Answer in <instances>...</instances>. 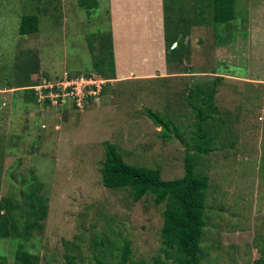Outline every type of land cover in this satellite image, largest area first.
<instances>
[{"label": "rangeland", "instance_id": "rangeland-1", "mask_svg": "<svg viewBox=\"0 0 264 264\" xmlns=\"http://www.w3.org/2000/svg\"><path fill=\"white\" fill-rule=\"evenodd\" d=\"M98 1L89 10L80 0H0V203L13 204L22 225L34 221L31 186L48 205L42 233L23 241L25 249L39 255V264H69L72 256L77 264H96L97 258L117 264V248L128 241L130 264L169 262L161 240L164 206L151 196L134 202L129 189L102 183L105 144H113L128 163L158 169L165 180L184 176L190 150L196 173L210 178L199 264L264 261V0H237L228 26L203 18L191 24L190 53L183 64L171 65L170 74L164 71L169 76L162 81L106 87L107 96L125 101L124 107L118 102L121 111H105V97L84 113L71 99L64 108L30 101L28 92L46 79L39 74L58 79L94 73L100 41L111 45L113 27L111 0ZM178 1L165 0L172 25L179 24L178 10L191 15L202 3ZM28 15L39 16V32L21 36ZM35 56V70L18 67ZM218 76L224 81L211 120L213 150L197 153L178 137L164 142L146 109L170 117L187 141L196 120L188 93L196 85L207 90ZM219 118L225 123L218 131ZM17 242L0 237L7 264L16 263Z\"/></svg>", "mask_w": 264, "mask_h": 264}, {"label": "trees", "instance_id": "trees-1", "mask_svg": "<svg viewBox=\"0 0 264 264\" xmlns=\"http://www.w3.org/2000/svg\"><path fill=\"white\" fill-rule=\"evenodd\" d=\"M163 1L168 70L171 69L172 64H183L190 53V45L186 41L190 34L191 24L198 23L200 21L199 18H203L206 22L212 21L216 26H228L234 21L236 16L235 5L237 0H202L199 5V12L193 11L194 14L186 15L185 10H178L180 15L179 24L177 22L172 25L171 20L173 18L168 13L169 10L165 0ZM98 2V0H80V5L93 10L99 7ZM39 24L38 15L24 16L20 23L19 34L21 36L37 34L39 32ZM173 28L174 35L171 33ZM110 38V46L103 44V40L100 41V52L93 63L94 73H89L84 77L90 79H116L112 34ZM174 44H176L175 47L173 46ZM89 47L93 49L95 46L91 43ZM24 54L29 53L24 52ZM18 63L20 69H26L27 71L35 70L39 65L36 56L29 63H21L20 61ZM42 75L47 81L52 83H57L63 79V77L53 79L46 74H39L40 78ZM67 76L69 79L78 77H73L69 74ZM32 80L38 81L37 76ZM222 81H224L223 77L218 76L207 90L199 85L190 89L186 104L194 112L196 120L194 123L195 130L192 132V137L187 141L180 128L175 125L170 117L161 116L152 109H146L147 116L157 127L161 128L164 142L178 137L183 142H186L189 149L197 153L208 154L213 150L211 144L217 135V133H212L213 112L217 111L215 98L218 93V84L222 83ZM106 92L107 90L105 89L103 94ZM27 97L32 102H38V97L33 89L28 92ZM224 123L225 121L219 118V121L215 122V128L219 131ZM105 148L106 159L101 169L104 187L115 190L129 189L132 192L134 202H139L144 197L151 196L157 206H164L161 240L165 258L169 261L166 264H199L201 259V240L204 236L206 213L208 211L207 201L210 178L196 173V161L191 156L190 150L186 151L184 176L178 179L165 180L158 169L128 163L116 145L105 144ZM37 192L38 187L31 186L29 194L27 193L30 214L34 217V221L30 224L22 225L18 221L13 204L7 200L0 203V237L18 241L15 264H39L40 261L39 255L26 250L23 242L31 240L35 232L38 235L42 233L43 222L48 215L46 200L38 197ZM104 245L105 243L101 242L98 246ZM117 252L119 253L117 264L131 263L133 249L130 242L125 241L123 245L120 244ZM69 259V264H77L74 256L69 257ZM96 261V264H108L101 258H97ZM0 264H7L6 258L1 255ZM155 264L165 263L157 260ZM254 264H264V261L259 259Z\"/></svg>", "mask_w": 264, "mask_h": 264}, {"label": "crops", "instance_id": "crops-1", "mask_svg": "<svg viewBox=\"0 0 264 264\" xmlns=\"http://www.w3.org/2000/svg\"><path fill=\"white\" fill-rule=\"evenodd\" d=\"M110 6L113 8L112 37L116 79H108V86L119 87L117 86L119 84L162 81L163 78L168 77L169 75L164 76V71L165 74H168L166 50L164 49V1L111 0ZM140 32L142 33L139 34ZM136 33L137 35H135ZM159 72L162 75H159ZM113 90L117 91L118 88ZM103 95V101L105 98L109 99L108 104L105 105L108 106L105 111L122 110L119 108L118 102L124 107L125 101L121 97L112 93L109 96L106 93ZM27 98L29 99V97Z\"/></svg>", "mask_w": 264, "mask_h": 264}, {"label": "built area", "instance_id": "built-area-1", "mask_svg": "<svg viewBox=\"0 0 264 264\" xmlns=\"http://www.w3.org/2000/svg\"><path fill=\"white\" fill-rule=\"evenodd\" d=\"M106 79H90L84 76L69 79L67 75L57 83H52L46 79L42 80V85L35 91L38 102L50 106L63 108L66 106V99L72 100V107L77 111H84L94 106L99 97L102 98L103 91L108 86Z\"/></svg>", "mask_w": 264, "mask_h": 264}, {"label": "clouds", "instance_id": "clouds-1", "mask_svg": "<svg viewBox=\"0 0 264 264\" xmlns=\"http://www.w3.org/2000/svg\"><path fill=\"white\" fill-rule=\"evenodd\" d=\"M85 111H87V110H84V111H82V112H85Z\"/></svg>", "mask_w": 264, "mask_h": 264}]
</instances>
